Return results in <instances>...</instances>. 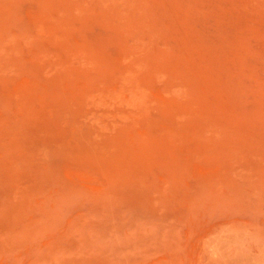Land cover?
<instances>
[{"label": "rangeland", "instance_id": "rangeland-1", "mask_svg": "<svg viewBox=\"0 0 264 264\" xmlns=\"http://www.w3.org/2000/svg\"><path fill=\"white\" fill-rule=\"evenodd\" d=\"M0 264H264V0H0Z\"/></svg>", "mask_w": 264, "mask_h": 264}]
</instances>
